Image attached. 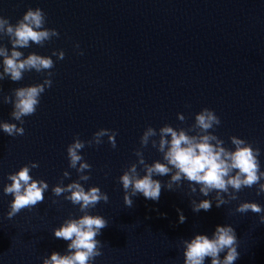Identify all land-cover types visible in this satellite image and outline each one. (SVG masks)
<instances>
[{
  "label": "water",
  "instance_id": "obj_1",
  "mask_svg": "<svg viewBox=\"0 0 264 264\" xmlns=\"http://www.w3.org/2000/svg\"><path fill=\"white\" fill-rule=\"evenodd\" d=\"M29 7L43 9L45 27L58 29L60 36L43 47L33 43L21 49L25 57L31 52L51 56L62 49L65 58L52 56V87L41 95L36 113L24 118V135L10 137L0 129V264H43L53 252L66 254L70 241L55 238L53 230L83 213L52 188L65 170L71 176L64 185L79 178L69 167L68 145L77 135L90 140L101 128L117 132V147L105 136L101 145L86 144L81 150L92 165L86 170L90 179L81 183L86 189L98 185L110 197L89 210L109 221L97 236L102 255L92 264H185L183 239L211 237L217 225L227 224L238 238L235 264H264V213L235 211L244 201L264 206V194L257 195L256 186L217 207L215 192L205 197L197 185L193 194L184 180L175 191L163 187L158 201L134 196L129 208L119 180L137 162L135 151L149 125L188 128L205 107L220 117L212 131L226 147L234 149L230 137L235 135L260 149L264 171V0H0V15L15 24ZM0 44L12 47L6 36ZM46 75L33 70L21 81H0V121L19 125L2 95L42 83ZM178 113L185 114V122ZM143 152L148 163L163 160L151 143ZM32 161L39 162L31 170L33 178L49 184L44 201L8 219L14 196L3 192L11 183L7 177ZM138 171L145 174L143 166ZM170 178L154 176L165 185ZM193 199H211L212 207L195 212Z\"/></svg>",
  "mask_w": 264,
  "mask_h": 264
},
{
  "label": "clouds",
  "instance_id": "obj_2",
  "mask_svg": "<svg viewBox=\"0 0 264 264\" xmlns=\"http://www.w3.org/2000/svg\"><path fill=\"white\" fill-rule=\"evenodd\" d=\"M47 23L46 13L43 9L31 8L15 24L10 18L0 15V37L6 36L11 42V49L0 44V57L2 68L0 81L10 79L13 82L21 81L25 72L35 70L37 73L47 72L42 83H34L18 87L11 94L2 95L4 104H12L11 117L15 122L0 121V129L10 137L24 135L23 127L27 116L34 115L40 104L41 95L53 84L51 69L55 67L52 56L63 60L64 50H53L51 56L31 52L26 57L21 49L36 44L41 47L54 37L59 38L60 32L56 28L45 27ZM75 47L80 48L77 42ZM83 55V50H80ZM3 92L0 86V93ZM181 122L186 121L184 113L177 114ZM221 124L220 117L208 107L195 114V122L188 128H176L165 124L157 130L149 125L140 138L141 147L136 149L137 162L132 163L119 177L122 183L124 202L127 207L133 206V197L142 194L146 199L158 201L163 187L175 191L181 187L182 181L189 182L191 193L199 192L207 197L215 192L216 206L231 203L238 200V193L245 187H257V195L264 194V171L260 167V149L239 136H231L233 148L225 146V142L212 129ZM195 133V134H190ZM107 136L112 148H116L117 132L108 128L96 131L90 140H82L79 135L68 145L67 154L69 167L76 169L79 174L77 180L64 185L63 180L69 178L71 173L65 170L61 182L52 188L55 196L64 195V199L73 205H79L83 215L69 217L61 226L55 228L54 236L57 239L70 241L66 254L53 252L50 257H45L43 264H92L94 259L102 255L103 243L97 239L101 230L108 227L109 221L102 215H93L89 210L95 208L101 201L107 203L110 199L107 192L100 186L93 185L86 189L81 181L90 179L92 165L84 159L81 150L88 146L101 145L103 138ZM158 137V139H155ZM151 143L163 154V160L157 159L148 163L143 149ZM138 165L145 171L141 175ZM39 162L32 161L22 166L17 172L9 173L8 183L3 192L13 195L7 218L12 219L23 209L31 210L44 201V193L49 184L44 179H34L31 175L33 168H38ZM171 178L163 184L154 176H166ZM226 194V195H225ZM55 202V201H54ZM193 211H208L212 207L211 199H203L197 202L192 200ZM236 212L245 214L249 211L264 213V206L255 201H244L235 209ZM179 222L184 223L185 215L178 209ZM166 215V214H161ZM260 224H264V215H260ZM185 264H205L210 258L211 264H235L239 259L238 238L235 228L231 224L217 225L211 237L206 234H196L192 239H183ZM226 255L221 258V254Z\"/></svg>",
  "mask_w": 264,
  "mask_h": 264
}]
</instances>
